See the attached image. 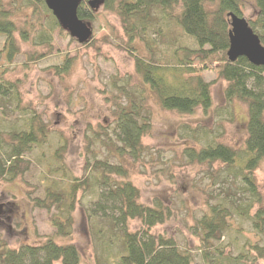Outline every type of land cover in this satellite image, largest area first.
<instances>
[{"label":"rangeland","instance_id":"rangeland-1","mask_svg":"<svg viewBox=\"0 0 264 264\" xmlns=\"http://www.w3.org/2000/svg\"><path fill=\"white\" fill-rule=\"evenodd\" d=\"M2 1L13 11L11 19L17 26L19 53L13 62L4 63L0 79L14 83L21 106L42 117L47 138L43 146L24 156L22 174L14 180H0V244L17 248L54 239L60 244L76 245L83 264H120V256L125 253L120 227H115L109 218L90 216L89 211L98 199L102 179L94 166L104 161L124 166L126 176L117 179L132 182L140 190L141 202L146 205L160 202L170 208V215L155 225L152 233L176 239L182 249L194 255V264H217V261L227 264L226 255L241 254V264H264V258H259L252 249L254 245L264 246V235L236 210L235 203L245 197L239 189L240 182L225 177L222 170L225 166L220 161L191 162L184 153L187 146L196 144L187 133L199 126L223 131L219 139L234 148H240L247 138V105L239 100L227 103L228 82L218 79L213 72H204L203 78L213 81V105L207 111L198 108L190 114L163 108L149 87L141 116L150 122L151 130L142 137L145 150L134 158L117 138L115 98L119 96L122 104L128 103L127 93L131 98H141V77L129 46L135 45L138 53L147 54L144 43L139 39L130 41L120 16L97 0L95 19L85 21L93 38L80 43L69 33L56 30L51 50L48 45L35 44L38 31L34 32L29 22L38 18L31 16L32 8L25 5L14 10L24 5L23 0ZM243 15L252 18V10L246 9ZM23 30L30 32L28 41L22 38ZM178 31L174 33L181 30ZM4 40L0 35V51ZM64 56L70 60L69 66L66 72L58 73L57 66L63 64ZM1 104L0 118L6 116L5 126L21 122L16 100L6 98ZM228 105L234 115L232 121L226 119ZM63 145H66L63 158H56V151ZM1 156L5 154L0 148ZM63 164L66 174L53 173L56 166ZM254 176L264 205V158ZM74 177L85 181L87 189L78 195L72 236L59 237L51 224V213L37 207L34 199L44 198L48 187L66 190ZM221 202L231 211L229 227L216 243L224 256L220 258L215 252L212 261L206 262L193 226L210 205ZM141 227L140 219L128 222L131 231Z\"/></svg>","mask_w":264,"mask_h":264},{"label":"trees","instance_id":"trees-1","mask_svg":"<svg viewBox=\"0 0 264 264\" xmlns=\"http://www.w3.org/2000/svg\"><path fill=\"white\" fill-rule=\"evenodd\" d=\"M90 1L80 0L78 16L84 21H92L96 17ZM98 1L120 16L130 41L139 39L147 49V54H140L135 45L129 46L141 77V98L134 99L132 96V99L127 93V104H122L119 96L115 98L116 132L122 147L134 158L145 150L142 137L151 130V124L141 113L149 87L167 110L183 114L194 113L198 108L207 111L213 105V81H206L202 74L215 73L218 79L228 82L225 89L227 103L230 105L239 100L247 105L248 136L240 148H234L219 139L223 131L199 126L187 133L196 144L187 146L184 153L191 162L220 161L224 164L222 170L225 177L240 182L239 189L245 195L243 200L235 203L238 214L247 218L252 227L264 235L263 194L254 176L264 158V67L252 64L244 56L235 61L228 57L231 12L244 17L245 10L251 9L253 17L247 20L264 45V0ZM23 4L13 9L19 10L25 5L32 8L31 16L38 18L36 22H29L33 31H38L35 44L48 45L52 50L53 33L56 30L61 34L69 32L62 27L46 0H23ZM12 13L0 0V35L5 37L0 51V58L5 60H0V77L4 73V63L13 62L19 53L15 37L17 26L11 19ZM178 30H181L179 34L174 33ZM29 33L26 30L21 32L25 41L29 40ZM63 58V64L57 66L58 73L66 72L69 66L68 57ZM6 98L17 101L16 110L20 111L21 122L5 126L6 116L0 118V148L5 154L0 157V180H14L23 173L20 166L24 156L46 142L47 129L40 115L21 106L16 85L0 79V107ZM229 105L226 119L232 121L234 115ZM65 150L66 145H63L56 151L55 157L63 158ZM94 167L102 179L99 181L98 199L89 210L90 216L109 218L115 227H120L125 249L120 256V264H194V255L182 249L176 239L152 233V228L170 215L169 207L160 202L155 205L141 202L140 190L132 182L117 179L126 176L123 165L98 161ZM59 172L66 174L65 164L54 168L53 173ZM86 189V182L74 177L66 190L48 187L44 198L34 199L37 207L51 213L56 236H72L78 195ZM257 205L260 206L253 212ZM230 216L231 211L221 202L210 205L208 211L196 219L193 229L199 238L201 256L206 262L212 261V253L224 256L216 243L228 229ZM130 219H140L142 227L136 231L129 230ZM252 249L259 258H264V246L254 245ZM242 258V254L225 257L227 264H241ZM0 264L83 263L76 245L48 239L40 245L22 244L17 248L1 243ZM217 264L222 263L217 261Z\"/></svg>","mask_w":264,"mask_h":264},{"label":"water","instance_id":"water-1","mask_svg":"<svg viewBox=\"0 0 264 264\" xmlns=\"http://www.w3.org/2000/svg\"><path fill=\"white\" fill-rule=\"evenodd\" d=\"M48 7L58 18L62 27L80 43L87 42L92 36L91 27L78 16L80 0H46ZM97 0H91L95 8ZM231 29L228 57L231 61L244 56L252 64L264 67V45L259 36L253 31L249 21L242 16L230 13Z\"/></svg>","mask_w":264,"mask_h":264}]
</instances>
